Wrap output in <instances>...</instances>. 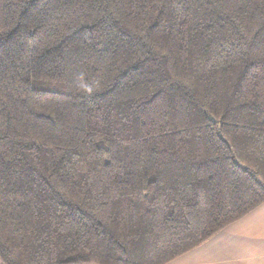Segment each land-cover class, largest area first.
I'll return each mask as SVG.
<instances>
[{
	"label": "trees",
	"instance_id": "1",
	"mask_svg": "<svg viewBox=\"0 0 264 264\" xmlns=\"http://www.w3.org/2000/svg\"><path fill=\"white\" fill-rule=\"evenodd\" d=\"M264 201V0H0V264H167Z\"/></svg>",
	"mask_w": 264,
	"mask_h": 264
},
{
	"label": "crops",
	"instance_id": "2",
	"mask_svg": "<svg viewBox=\"0 0 264 264\" xmlns=\"http://www.w3.org/2000/svg\"><path fill=\"white\" fill-rule=\"evenodd\" d=\"M167 264H264V201Z\"/></svg>",
	"mask_w": 264,
	"mask_h": 264
}]
</instances>
